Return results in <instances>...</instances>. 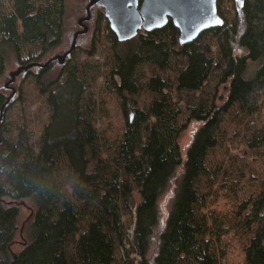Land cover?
<instances>
[{"label":"trees","instance_id":"trees-1","mask_svg":"<svg viewBox=\"0 0 264 264\" xmlns=\"http://www.w3.org/2000/svg\"><path fill=\"white\" fill-rule=\"evenodd\" d=\"M67 1L0 0V264H264V0H217L188 44L171 20L119 41L99 7L9 98V52L43 63Z\"/></svg>","mask_w":264,"mask_h":264},{"label":"water","instance_id":"water-1","mask_svg":"<svg viewBox=\"0 0 264 264\" xmlns=\"http://www.w3.org/2000/svg\"><path fill=\"white\" fill-rule=\"evenodd\" d=\"M241 0H238L240 2ZM217 0H87L85 16L78 20L82 27L73 34L69 49L55 55L43 63H34L17 67L8 73L5 89L11 91L12 98L16 91L11 85L20 74H26L28 69L45 68L54 61L63 64L66 57L77 47V37L87 31L84 24L91 18V9L98 6L104 9L111 31L119 41H126L135 37L143 29L152 32L163 28L171 20L179 30V41L188 44L194 41L202 32L221 25V18L217 14ZM3 111H0V121Z\"/></svg>","mask_w":264,"mask_h":264},{"label":"rangeland","instance_id":"rangeland-1","mask_svg":"<svg viewBox=\"0 0 264 264\" xmlns=\"http://www.w3.org/2000/svg\"><path fill=\"white\" fill-rule=\"evenodd\" d=\"M86 4H87V0H68L67 1V16H66L67 31H66V35L64 37V41L62 42V44L60 46H58L54 50L50 51L49 54L46 56L45 60H47V59H49L55 55H61V54H63V52H65L66 50L69 49L71 42H72L73 34L75 32H77L78 30L82 29V27L78 25V20H80L81 18H83L85 16ZM98 9H99L98 6H94L91 9V18H90V20H88L84 23L88 28L87 31L85 33L79 34L77 37L76 43L78 46L85 47V46H88V44L90 43V40L92 38L93 31L95 29L96 22H97L96 18H97ZM45 60H44V62H45ZM53 67H54V70L57 69L55 64L53 65ZM16 68H17V66H16V62H15L13 53L9 52L8 65H7V68L5 71V75L2 79V85H5L6 82L8 81V73L11 71H15ZM34 71H36V69H34ZM20 79H21V75H18L15 78V81L11 84L15 89L17 88ZM29 87H28V91L30 90ZM6 92L8 94H10L11 91L6 89ZM32 105H33L32 108H35V104H32ZM198 127H199V124L192 123V124H190L188 129L183 134V136L181 138V142H180L183 150H185V148L187 147V145L191 141V138H192L194 132L198 129ZM22 205L24 208L21 209V215H20V219H19L20 234L23 233L25 223L31 215L30 204L28 202H22ZM18 239H19L18 244L23 242L21 240L19 234H18Z\"/></svg>","mask_w":264,"mask_h":264},{"label":"flooded vegetation","instance_id":"flooded-vegetation-1","mask_svg":"<svg viewBox=\"0 0 264 264\" xmlns=\"http://www.w3.org/2000/svg\"><path fill=\"white\" fill-rule=\"evenodd\" d=\"M140 4H141V0H139V6H140ZM66 51H67V50H66ZM66 51H65V52H66ZM65 52H63V53H65Z\"/></svg>","mask_w":264,"mask_h":264},{"label":"built area","instance_id":"built-area-1","mask_svg":"<svg viewBox=\"0 0 264 264\" xmlns=\"http://www.w3.org/2000/svg\"><path fill=\"white\" fill-rule=\"evenodd\" d=\"M129 233H130V234L132 233V232H131V230H130V232H129Z\"/></svg>","mask_w":264,"mask_h":264}]
</instances>
